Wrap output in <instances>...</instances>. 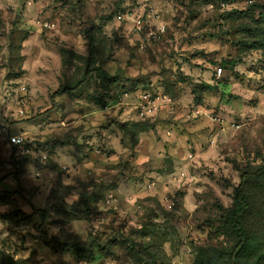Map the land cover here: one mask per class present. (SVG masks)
Here are the masks:
<instances>
[{
  "label": "rangeland",
  "instance_id": "rangeland-1",
  "mask_svg": "<svg viewBox=\"0 0 264 264\" xmlns=\"http://www.w3.org/2000/svg\"><path fill=\"white\" fill-rule=\"evenodd\" d=\"M243 179L264 0H0V264H231Z\"/></svg>",
  "mask_w": 264,
  "mask_h": 264
},
{
  "label": "trees",
  "instance_id": "trees-1",
  "mask_svg": "<svg viewBox=\"0 0 264 264\" xmlns=\"http://www.w3.org/2000/svg\"><path fill=\"white\" fill-rule=\"evenodd\" d=\"M91 72L88 68L86 76ZM69 90V89H67ZM262 171H257L259 175ZM250 209L246 181L243 179L236 189L235 204L230 210L233 228L238 237V243L231 252V264H264V240L250 233L245 226L244 216Z\"/></svg>",
  "mask_w": 264,
  "mask_h": 264
},
{
  "label": "built area",
  "instance_id": "built-area-1",
  "mask_svg": "<svg viewBox=\"0 0 264 264\" xmlns=\"http://www.w3.org/2000/svg\"><path fill=\"white\" fill-rule=\"evenodd\" d=\"M218 71H219V73H221V72L223 71V68L220 67V68L218 69ZM11 142H12V144H14V145H18V144H21V143L23 142V139H22L21 137H19V136H12V137H11Z\"/></svg>",
  "mask_w": 264,
  "mask_h": 264
}]
</instances>
